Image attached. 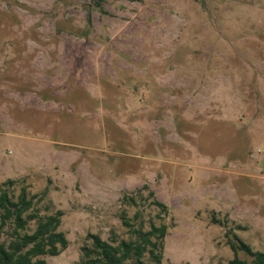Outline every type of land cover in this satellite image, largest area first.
Returning <instances> with one entry per match:
<instances>
[{
	"label": "rangeland",
	"instance_id": "1",
	"mask_svg": "<svg viewBox=\"0 0 264 264\" xmlns=\"http://www.w3.org/2000/svg\"><path fill=\"white\" fill-rule=\"evenodd\" d=\"M23 191L20 235L61 213L49 264L153 225L160 264H252L230 243L264 253V0H0V195Z\"/></svg>",
	"mask_w": 264,
	"mask_h": 264
},
{
	"label": "trees",
	"instance_id": "2",
	"mask_svg": "<svg viewBox=\"0 0 264 264\" xmlns=\"http://www.w3.org/2000/svg\"><path fill=\"white\" fill-rule=\"evenodd\" d=\"M166 209L162 203H155ZM33 203L25 191L21 193L18 201L9 198L7 192L0 195V208L2 211V226L9 221L15 222L17 237L8 245L0 243V264H49L42 256H59L67 247L68 239L65 234L59 232L61 225L60 214L48 216L41 221L32 234L20 235L19 230H25L28 221L37 219V216L30 213ZM167 234V226L156 227L141 236L139 241H122L114 245L103 241L98 235H90L92 248H84L86 257L91 264H124L128 260L136 259L138 264H145L141 260L149 253L153 262L160 264L163 258L164 239ZM235 254L243 251L253 258L252 264H264V253L254 251L250 245L237 239V242L230 243ZM229 264H248L246 261L235 257Z\"/></svg>",
	"mask_w": 264,
	"mask_h": 264
}]
</instances>
